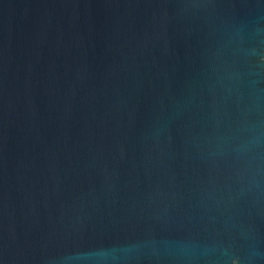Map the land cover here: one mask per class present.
Wrapping results in <instances>:
<instances>
[{
    "label": "water",
    "instance_id": "1",
    "mask_svg": "<svg viewBox=\"0 0 264 264\" xmlns=\"http://www.w3.org/2000/svg\"><path fill=\"white\" fill-rule=\"evenodd\" d=\"M0 264H264V0H0Z\"/></svg>",
    "mask_w": 264,
    "mask_h": 264
}]
</instances>
